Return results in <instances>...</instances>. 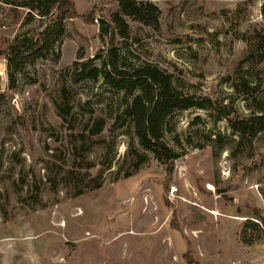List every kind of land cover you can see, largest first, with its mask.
I'll use <instances>...</instances> for the list:
<instances>
[{
    "label": "rangeland",
    "instance_id": "1",
    "mask_svg": "<svg viewBox=\"0 0 264 264\" xmlns=\"http://www.w3.org/2000/svg\"><path fill=\"white\" fill-rule=\"evenodd\" d=\"M72 1L55 47L18 68L8 47L36 39L57 11L0 0V264H264V131L231 122L264 112V0H148L158 30L125 17L122 65H156L213 103L166 117L171 175L132 118L112 129L139 90L77 73L103 54L97 19L112 32L119 1ZM98 118L104 130L89 134Z\"/></svg>",
    "mask_w": 264,
    "mask_h": 264
},
{
    "label": "trees",
    "instance_id": "2",
    "mask_svg": "<svg viewBox=\"0 0 264 264\" xmlns=\"http://www.w3.org/2000/svg\"><path fill=\"white\" fill-rule=\"evenodd\" d=\"M118 1L120 10L113 15V21L116 25L110 33L103 54H97L88 62L82 63L77 73L80 78L94 80L103 78L111 86L124 90L126 95H131L135 90H139L133 100L127 103L121 113L116 116L112 129L122 127L127 119L132 118L142 147L152 151L155 157L166 165L167 173L171 175L174 162L179 154L163 139V123L166 117L176 110H187L192 107L211 108L213 103L209 99L200 101L193 95H185L179 92L172 86L171 75L165 73L156 65L146 63L126 67L121 64L117 36L118 34L122 37L129 36V24L125 17L131 16L158 30L161 25V9L148 0ZM55 10L57 13L53 22L47 25L36 39H25L8 47L11 65L20 68L30 60L34 53L44 50L49 51L55 47L64 31V20L74 17L77 13L72 0H45L41 13L46 16L54 14ZM261 12L264 17V3ZM261 36V40L264 42V35ZM75 64H77L76 61ZM14 86L15 82L12 80L11 87ZM231 122L234 128L244 133H255L257 130L264 131V112L253 115L248 119ZM105 126V119L98 118L92 128L89 129V134H99ZM131 174L129 172L126 176ZM101 185V183H97L94 188H99ZM247 225L258 226L252 219H249ZM245 240L248 243L252 242L246 239L244 235Z\"/></svg>",
    "mask_w": 264,
    "mask_h": 264
},
{
    "label": "water",
    "instance_id": "3",
    "mask_svg": "<svg viewBox=\"0 0 264 264\" xmlns=\"http://www.w3.org/2000/svg\"><path fill=\"white\" fill-rule=\"evenodd\" d=\"M97 21L99 22V31L109 39L111 33L110 22L103 17H99Z\"/></svg>",
    "mask_w": 264,
    "mask_h": 264
},
{
    "label": "bare ground",
    "instance_id": "4",
    "mask_svg": "<svg viewBox=\"0 0 264 264\" xmlns=\"http://www.w3.org/2000/svg\"><path fill=\"white\" fill-rule=\"evenodd\" d=\"M212 213H215V214H217L218 212H217V211H212Z\"/></svg>",
    "mask_w": 264,
    "mask_h": 264
}]
</instances>
